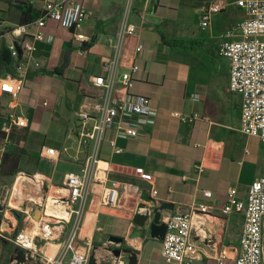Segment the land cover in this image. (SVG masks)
<instances>
[{
  "label": "crops",
  "instance_id": "1",
  "mask_svg": "<svg viewBox=\"0 0 264 264\" xmlns=\"http://www.w3.org/2000/svg\"><path fill=\"white\" fill-rule=\"evenodd\" d=\"M80 1L87 7V20L91 22L85 31L83 26L80 30L91 38L85 51L78 53L71 29L49 20L45 31L51 34V41L37 42L34 59L39 66L30 67L16 107H10L9 94L0 92V147L4 132L8 137L11 131H23L27 152L31 146L30 155L49 161L41 155V149L54 147L59 151L58 160L66 163L65 173L81 172L86 160L88 150L80 148L76 136V112L90 110L103 94L93 78L105 74L103 59L112 53L107 39L118 30L125 2ZM215 1L227 3L226 7L212 14L209 25L202 27L203 11ZM24 3L40 11L43 6L42 0H0L2 28L21 24L20 7ZM131 12L136 34L126 41L120 70L133 62L141 70L133 74L132 89L117 81L113 99L125 100L134 94L148 96L156 112L155 123L128 119L127 123L139 128V134L117 140L122 153H115L109 144L115 131L106 132L100 160L107 163L110 179L128 183V192L123 193L118 207L102 206L99 196L91 193L80 239L85 242L90 238L97 246L99 257L105 258L100 264L112 263L108 247H116V243L107 245L112 234L124 238L122 247L138 252L137 264H174L164 262L162 240L152 238L147 227L132 221L143 192L156 189L157 205L174 204V209L163 210V215L194 210L200 204L208 208L210 216L205 225L209 226L211 241L197 239L199 257L192 264H234L244 215H224L221 209L231 187L245 199L250 184L264 173V144L258 137L241 132L242 99L229 89L230 63L219 54V45L227 38L228 30L235 31L229 38H240L236 26L246 14L235 0H136ZM11 40L8 35L0 37V81L15 74L17 60L3 53ZM138 40L144 49L135 55ZM16 42L19 59H25L26 53ZM55 69L59 72H53ZM13 110L28 119V127L10 126L8 115ZM175 111L196 115L197 119L183 122L172 115ZM229 112L236 116L237 124L228 123ZM36 171L57 184L53 182L54 168L51 172ZM94 189L98 187L94 185ZM205 190L211 191L210 197L204 195ZM105 229L110 233L105 235ZM9 248L12 253L0 263L6 259L10 263L17 247L10 242ZM223 251L227 257L220 262ZM122 259L128 261L125 255Z\"/></svg>",
  "mask_w": 264,
  "mask_h": 264
},
{
  "label": "built area",
  "instance_id": "2",
  "mask_svg": "<svg viewBox=\"0 0 264 264\" xmlns=\"http://www.w3.org/2000/svg\"><path fill=\"white\" fill-rule=\"evenodd\" d=\"M40 15L30 24H17L8 29L0 25V37H11L7 45L11 55L17 60L15 74L8 75L0 81V92L9 94L12 98L10 107L15 108L17 100L24 89L25 80L31 66H39L34 59L37 42H50L51 34L45 31L49 20L55 21L61 27L71 29L73 40L78 45V53L85 51L86 44L91 38L81 32L83 21L89 11L80 0H42ZM136 0H125L121 21L114 36L108 37L112 48L110 56L103 59L105 74L93 78L94 85L103 89V94L91 104L90 110L76 112L77 140L80 148L88 150L81 172L65 173L62 184H52L43 174L41 181L34 182L36 174L29 176L25 171L16 174L12 194L7 202L0 200L5 218L0 224V237L12 242L17 249L22 250L25 262L36 264H88L89 255L93 249L90 238L85 242L80 239L88 199L91 193L99 196V202L105 207H118L121 203L124 187L128 183L108 176L107 163L100 160V150L108 130H114L115 136L109 141L115 153H122L123 148L117 144L119 138H136L139 128L127 123L128 119L136 117L139 121L153 125L156 112L153 110L148 96L134 94L125 100H114L113 89L117 81L127 89L134 87L133 74L141 70L136 63H131L125 70L122 66L123 52L126 41L136 34V26L130 21V13ZM227 3L215 1L208 5L202 13L201 25L206 27L212 14L221 12ZM242 8L246 17L236 26L240 38H229L235 32H226L225 38L219 45V54L228 58L230 63L229 89L240 94L241 126L240 130L248 136L258 137L264 144V0H235ZM33 27V30H30ZM20 49L26 53L25 59H19ZM144 45L141 41L135 44V55L142 52ZM198 99V95H193ZM46 104V103H45ZM172 115L183 122H193L196 115L186 116L179 111ZM10 126L28 127L26 117L11 111L8 115ZM0 150V163L4 154ZM41 155L53 162L58 161L59 151L54 147H43ZM202 168L199 167V171ZM18 179L27 180L21 187L15 189ZM37 180V179H36ZM48 187V191L44 188ZM94 185L98 189H94ZM156 189L150 190L152 198ZM204 195L211 196V191L205 190ZM14 201L13 200V197ZM142 201V199L140 200ZM139 203V202H138ZM135 207V212L147 213L152 217L150 208ZM40 209L39 218L35 210ZM207 206L200 204L194 210L176 211L162 215L161 220L166 224V233L162 239L161 256L166 263L192 264L199 257L197 239L211 241L207 219ZM11 210L20 214L24 226L12 237H6L5 230L14 227L15 217ZM224 215L233 212L243 213L244 225L239 240V253L234 258V264H264V173L256 178L249 186L245 199L237 195V189L231 187L227 199L221 209ZM12 215V216H11ZM148 219L146 222H148ZM10 222V223H9ZM58 241V248L53 255L44 247L52 246ZM111 242V241H110ZM122 247L120 244H114ZM108 247L111 264H128L122 255L115 256ZM96 250V262L100 264L105 258L99 257ZM223 251L220 262L226 258ZM16 257L9 264H25Z\"/></svg>",
  "mask_w": 264,
  "mask_h": 264
},
{
  "label": "rangeland",
  "instance_id": "3",
  "mask_svg": "<svg viewBox=\"0 0 264 264\" xmlns=\"http://www.w3.org/2000/svg\"><path fill=\"white\" fill-rule=\"evenodd\" d=\"M131 15H132V12L130 13V19H131ZM91 20H93V18H91ZM82 26H83L82 29L85 31L87 29V27L91 26V22H88V20L86 18L84 20V22L82 23ZM228 123L229 124H237L236 116H234L231 112H229V122ZM22 132L20 134H17V132L14 131L12 133V131H11L10 135L8 137H7L6 133L4 132V137H3L4 141L2 142L3 145H1L0 150L3 147L5 148L4 151H6L9 147H14V149L17 152L21 153L20 165H21L22 171L29 172L32 174H36L38 172V171H36L37 169L41 170L43 172H51L52 169L54 168L55 176H54L53 182L57 183V184H62V178H63V175L66 171V169H65L66 163L63 160H58L56 162H53L51 160L47 161L44 159L39 160L38 158H35L33 155H30L28 152L31 150V146H28L29 151L27 152V150L25 148V143L22 141L23 133H24V132L23 133ZM11 136H13V139L11 138ZM22 149H24L23 150L24 152L21 151ZM26 153H28V154H26ZM15 177H16V175L12 178L11 185L0 186V200L3 201L4 199H6L7 202L9 201L11 194H12V187H13L14 182H15ZM44 190L48 191V187H46V185H45ZM127 192H128V189H125V187H124L123 193H127ZM122 196H123V194H122ZM14 198H15V196L13 197L12 201H14ZM3 219H7V221H8V219H10V221L14 222L11 219L9 214H7V218H5L4 211L3 212L0 211V224H1ZM10 226H11V229L5 230L4 235L6 237H12V235L16 232L18 227L22 228L24 226V224H23V221H18L15 218L14 227L12 226V224H10ZM105 232H106L105 235L110 233L107 229H105ZM139 233H141V232H139ZM112 235H114V234H112ZM101 236H102V234H101ZM0 242H1V245L3 248L0 260H3L6 254L9 255L12 253L11 252L12 249L9 248L10 241L8 239H6L4 237H0ZM112 244H114V242L107 243L108 246L112 245ZM44 247H46V248H48V250H50L51 255H53L56 251V248L54 250V247L50 246L49 244L45 245ZM57 248H58V246H57ZM99 248L104 249V247H99ZM8 249H9V252H7ZM16 255H17V252H16V250H14V252L12 254V258L16 257Z\"/></svg>",
  "mask_w": 264,
  "mask_h": 264
},
{
  "label": "water",
  "instance_id": "4",
  "mask_svg": "<svg viewBox=\"0 0 264 264\" xmlns=\"http://www.w3.org/2000/svg\"><path fill=\"white\" fill-rule=\"evenodd\" d=\"M19 48V47H18ZM27 175L32 176V173L26 172ZM138 208H150L152 210V217L148 219L147 213H139L136 212L132 218L133 223L138 225L139 227H147L149 229L150 235L152 238H156L162 240L166 233V224L161 220L163 215V210H173L174 204L170 202H162L161 205H157V202L154 198L151 197L150 192L144 191L142 201L138 203ZM3 210V206L0 204V211ZM11 213L15 216L17 220H20V214L16 210H11ZM40 209L35 210V217L39 218ZM207 216H210L207 213ZM148 219V222H146ZM109 241L114 242L116 244H123L124 238L117 235H110ZM97 246H94L88 259V264H97L96 262V250ZM114 253L115 256L125 255L128 258V264H137L138 263V252L128 248V247H116L114 249H110ZM3 248L0 242V257L2 254ZM17 255L16 259L19 262H25V255L22 250H16ZM25 264H36V263H28Z\"/></svg>",
  "mask_w": 264,
  "mask_h": 264
},
{
  "label": "trees",
  "instance_id": "5",
  "mask_svg": "<svg viewBox=\"0 0 264 264\" xmlns=\"http://www.w3.org/2000/svg\"><path fill=\"white\" fill-rule=\"evenodd\" d=\"M20 17L19 23L21 24H30L32 23L39 15L40 10L35 8L30 4H25L20 7ZM1 32V31H0ZM3 53L6 58L11 56L9 49L6 47L3 49ZM53 72L58 73L59 71L55 69ZM22 149L21 151H23ZM21 153L17 152L14 147H9L3 154L1 163H0V186L2 185H11L12 178L19 172L22 171L21 165ZM37 175H40L39 173ZM21 227H18L16 230L19 231ZM0 264H8V259L2 261Z\"/></svg>",
  "mask_w": 264,
  "mask_h": 264
},
{
  "label": "bare ground",
  "instance_id": "6",
  "mask_svg": "<svg viewBox=\"0 0 264 264\" xmlns=\"http://www.w3.org/2000/svg\"><path fill=\"white\" fill-rule=\"evenodd\" d=\"M42 176L41 175H36V179H34V182H38V181H41L40 180V178H41ZM27 183V180H24V179H18L17 181H16V183H15V189H18V187H21V183ZM53 246H54V250H55V248H57L56 246L58 245L56 242H54L53 244H52Z\"/></svg>",
  "mask_w": 264,
  "mask_h": 264
}]
</instances>
